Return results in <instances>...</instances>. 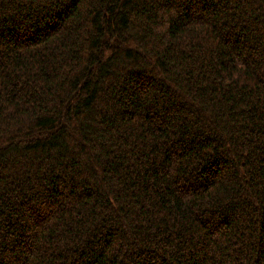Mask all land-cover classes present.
<instances>
[{
    "label": "trees",
    "instance_id": "16d2710c",
    "mask_svg": "<svg viewBox=\"0 0 264 264\" xmlns=\"http://www.w3.org/2000/svg\"><path fill=\"white\" fill-rule=\"evenodd\" d=\"M0 264H264V0H0Z\"/></svg>",
    "mask_w": 264,
    "mask_h": 264
}]
</instances>
